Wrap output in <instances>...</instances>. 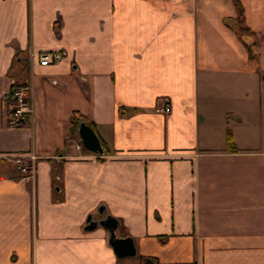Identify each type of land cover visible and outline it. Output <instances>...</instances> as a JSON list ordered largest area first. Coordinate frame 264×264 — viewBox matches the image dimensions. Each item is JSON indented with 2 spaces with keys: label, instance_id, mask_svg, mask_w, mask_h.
<instances>
[{
  "label": "crops",
  "instance_id": "crops-1",
  "mask_svg": "<svg viewBox=\"0 0 264 264\" xmlns=\"http://www.w3.org/2000/svg\"><path fill=\"white\" fill-rule=\"evenodd\" d=\"M239 1L254 35L232 0H0V264H133L90 216L138 264H264V0ZM76 113L103 156L75 150Z\"/></svg>",
  "mask_w": 264,
  "mask_h": 264
},
{
  "label": "built area",
  "instance_id": "built-area-1",
  "mask_svg": "<svg viewBox=\"0 0 264 264\" xmlns=\"http://www.w3.org/2000/svg\"><path fill=\"white\" fill-rule=\"evenodd\" d=\"M60 57L61 55L58 53L40 54L38 56V61L41 66H46L51 64V62L58 61ZM3 102L4 114L7 118V125L10 128H21L27 123H31L33 110L29 100L27 88L16 86L14 81H12V89L4 96ZM157 112L168 114L170 112L169 104L164 102L161 107L157 108ZM74 148L78 152L81 151L80 144H76ZM13 162L21 174L25 175L27 178L32 177L34 157L31 156L26 159L21 155H17L13 157Z\"/></svg>",
  "mask_w": 264,
  "mask_h": 264
},
{
  "label": "water",
  "instance_id": "water-1",
  "mask_svg": "<svg viewBox=\"0 0 264 264\" xmlns=\"http://www.w3.org/2000/svg\"><path fill=\"white\" fill-rule=\"evenodd\" d=\"M78 137L83 147L89 152L95 153L99 156L104 155V150L100 145L97 135L95 132L85 123L80 122L77 127ZM90 229L100 225L104 227L108 232V244L112 247L115 256L118 259L133 257L135 255V248L130 238H117L116 228L117 221L106 217L105 219L94 221L92 216L88 218Z\"/></svg>",
  "mask_w": 264,
  "mask_h": 264
},
{
  "label": "trees",
  "instance_id": "trees-1",
  "mask_svg": "<svg viewBox=\"0 0 264 264\" xmlns=\"http://www.w3.org/2000/svg\"><path fill=\"white\" fill-rule=\"evenodd\" d=\"M233 6L235 7L236 10V17L234 18V20H232L231 25L233 26V28L237 29V31L241 34V35H254V33H252L246 26H245V17H244V10L243 7L240 3L239 0H232ZM247 49H249V47L247 46ZM28 121V118H27ZM80 122L85 123L86 125H88L97 135V132L95 130V126L93 123L88 122L87 120H85V118H83L82 116H80L79 114H72L71 119H70V125H71V133L72 134H76V130L77 127L79 125ZM98 140L100 142L101 147L103 148V150L106 152L107 151V147L105 145V143L102 141V139L97 135ZM81 145V150L84 153L87 154H92V152H89L88 150H86L82 143H80ZM232 140L231 137L228 135L227 137V146L229 148L232 147ZM94 154V153H93ZM23 177H26L25 175L22 174ZM145 263L146 264H153L155 263L154 260H150V259H145Z\"/></svg>",
  "mask_w": 264,
  "mask_h": 264
},
{
  "label": "rangeland",
  "instance_id": "rangeland-1",
  "mask_svg": "<svg viewBox=\"0 0 264 264\" xmlns=\"http://www.w3.org/2000/svg\"><path fill=\"white\" fill-rule=\"evenodd\" d=\"M127 260H129L130 262H132L133 264H138L139 261L135 260L134 257L132 258H128Z\"/></svg>",
  "mask_w": 264,
  "mask_h": 264
}]
</instances>
